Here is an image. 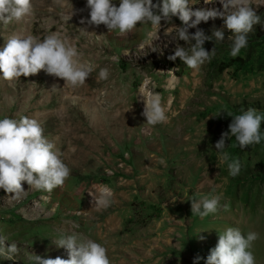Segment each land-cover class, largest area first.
Instances as JSON below:
<instances>
[{
	"label": "rangeland",
	"instance_id": "374dc122",
	"mask_svg": "<svg viewBox=\"0 0 264 264\" xmlns=\"http://www.w3.org/2000/svg\"><path fill=\"white\" fill-rule=\"evenodd\" d=\"M31 3L30 16L0 24V50L13 34L42 39L59 32L81 53L79 61L94 70L75 89L44 71L12 83L0 79V119H36L71 170L63 188L50 194L29 188L26 181L19 201L0 189V237L6 248L15 243L19 249L13 259L0 257V264H32L33 255L68 259L67 250L55 242L73 233L104 246L110 264H194L197 258L206 264L219 233L228 227L258 233L250 250L256 264H264V139L244 149L234 137L226 139L225 151L241 164L235 177L215 148L233 119L226 112L216 116L220 111L236 115L253 107L264 113V35L254 33L256 27L264 29V0H251L261 23L236 58L230 55L232 33L222 18L197 26L209 36L224 32L223 42H205L209 52L216 47V55L199 71L179 58L168 59L177 44L189 47L165 35L167 28L174 33L172 27L181 26L178 17L171 24L162 21L159 29L138 24L122 37L104 25L80 24L90 18L87 0ZM113 3L119 6V0ZM189 3L194 10L223 11L219 0ZM72 9L75 15L66 22ZM101 68L108 69L107 80L98 79ZM150 93L160 95L165 123L148 125L141 114L142 96ZM105 188L112 193L111 204L98 208L89 192L99 195ZM210 194H222L217 213L192 215L190 200Z\"/></svg>",
	"mask_w": 264,
	"mask_h": 264
},
{
	"label": "clouds",
	"instance_id": "9594fccd",
	"mask_svg": "<svg viewBox=\"0 0 264 264\" xmlns=\"http://www.w3.org/2000/svg\"><path fill=\"white\" fill-rule=\"evenodd\" d=\"M214 2L215 0H203L205 5ZM219 3L223 6V11L208 7L194 10L189 0H157L156 3L153 0H119V6L113 0H87L86 7L90 10V18H82L80 24L95 27L104 25L108 33L117 32L123 37L133 33L138 24H150L159 29L162 21L171 24L173 17H178L181 26H173L174 33L167 28L165 35L171 36L172 40L184 41L189 47L177 44L174 54L169 55L168 59L176 61L179 58L188 68L199 71L216 55V47L209 52L204 48L205 42L214 40L216 45L224 41L222 30H214L210 36L205 35L203 30L197 28L201 22L206 23L217 17L224 20L225 27L232 33L228 39L232 40L230 55L233 58L248 46L247 38L254 25L261 23V17L251 6V0H219ZM32 11L31 0H0V24L20 22L30 16ZM73 15L75 12L72 9L65 16L66 22ZM192 28H197L194 34L189 33ZM81 31L92 34L84 29ZM150 35L159 39L158 33ZM80 55L77 48L68 43L67 37L59 32L42 39L13 34L7 39L3 50H0V79L12 83L20 81L22 76L30 77L44 71L49 76L64 80V86L75 89L83 86L94 70L92 65L79 61ZM108 76V69L101 68L98 79L107 80ZM142 97L144 109L141 114L146 118V123L151 126L165 123L168 117L160 95L150 93ZM222 112H226L233 119L229 124V132L222 134L215 148L219 161L225 163L229 175L235 177L240 173L241 164L238 158L233 159L225 151V141L234 137L240 149L260 144L264 139L261 133L264 113L249 107L247 110L242 109L241 114L234 115L222 110L216 116ZM54 149V143L46 138L44 128L36 119L27 116H22L19 120L8 117L0 119V189L5 193H14L10 199L19 201L27 192L22 187L24 181L29 188L49 194L56 188H63L71 170ZM161 163L164 161L161 160ZM89 194L92 195L96 207L110 206L112 193L107 188L99 195L91 192ZM48 198L41 197L44 200ZM222 198V194L204 195L199 199L193 197L190 200L192 215L205 218L217 213ZM223 207L227 210V205ZM258 238L256 232L250 231L245 235L239 228L228 227L219 233L218 242L210 250L206 264H256L250 249ZM5 241L0 237V257L13 259L19 252L17 244L11 243L6 248ZM55 244L67 250L68 259H46L33 255L30 257L32 264H110L107 249L82 235L73 233L61 236ZM198 259L194 264H198Z\"/></svg>",
	"mask_w": 264,
	"mask_h": 264
},
{
	"label": "trees",
	"instance_id": "16d2710c",
	"mask_svg": "<svg viewBox=\"0 0 264 264\" xmlns=\"http://www.w3.org/2000/svg\"><path fill=\"white\" fill-rule=\"evenodd\" d=\"M254 33L255 34H258L257 37H261V36L264 35V29H261V28L256 27ZM260 33H263V34H260Z\"/></svg>",
	"mask_w": 264,
	"mask_h": 264
}]
</instances>
